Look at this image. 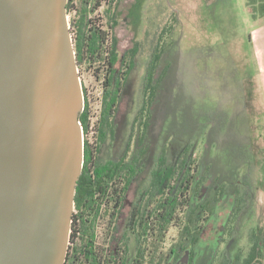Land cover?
Here are the masks:
<instances>
[{
  "label": "rangeland",
  "instance_id": "obj_1",
  "mask_svg": "<svg viewBox=\"0 0 264 264\" xmlns=\"http://www.w3.org/2000/svg\"><path fill=\"white\" fill-rule=\"evenodd\" d=\"M101 1L102 5L91 17L109 29L108 3ZM247 1L118 0L112 3L111 12L116 13L118 21L113 34L120 54L139 41L145 42V49L128 75L115 118V138L107 139L97 155L96 162L102 168L117 161L127 146L141 99L149 43L162 28L164 49L158 65L157 78L162 79L156 97L137 122L131 139L130 148L134 149L146 120L148 152L141 171L125 194L116 220L110 221L111 208L103 210L97 225L96 244L100 253L106 254L118 246L126 249L129 257L134 256L135 239L127 232V224L164 149L172 161L185 147L193 149L201 193L208 194L217 184H226L216 213L205 223L196 264L209 263L219 226L232 207L238 185L249 183L254 197L253 212L240 230L238 245L247 250L249 229L259 224L264 226V95L255 89L260 82L259 64ZM74 16V12L68 14L69 23ZM175 16L179 25L171 34ZM97 66L88 61L79 66L92 126L101 110L105 72H99L101 67ZM93 133L91 130L88 134L91 142L95 140ZM178 231L176 225L169 228L162 250L170 248ZM235 240L227 235L220 250L229 242L235 245Z\"/></svg>",
  "mask_w": 264,
  "mask_h": 264
},
{
  "label": "trees",
  "instance_id": "obj_2",
  "mask_svg": "<svg viewBox=\"0 0 264 264\" xmlns=\"http://www.w3.org/2000/svg\"><path fill=\"white\" fill-rule=\"evenodd\" d=\"M117 1L107 0L109 29H104L91 17L102 5L101 0H68L67 4L68 14L75 13L70 27L78 66L88 61L92 65L98 64L97 68L101 67L99 72H105L98 119L92 126L86 97L84 110L79 117L84 133V164L76 187L66 264H171L182 258L187 250H190L188 264H196L197 248L204 234L205 223L216 213L225 194L226 184H217L208 194L201 193L196 175L198 164L190 146L185 147L175 161L168 158L165 149L159 155L148 186L142 192L127 224V232L135 239L134 256L129 257L127 250L120 247L102 254L96 244L97 225L104 208H111L112 223L118 217L126 192L142 169L143 159L148 152L146 120L134 149L130 148L131 139L137 122L155 99L158 83L162 79L157 78V74L164 49L163 28L149 43L150 52L141 99L127 146L117 161L102 168L96 162L97 155L107 139L115 138V118L128 75L136 66V58L145 49V42L139 41L120 54L117 37L113 34L118 21L116 13L111 12L112 3ZM247 5L253 18L264 14V0H248ZM178 25L179 19L175 16L169 30L171 34ZM91 130L94 132V142L88 139ZM253 198L249 183L238 185L232 207L219 226L217 242L208 264H264L263 225L249 229L247 250L237 243L242 226L252 215ZM172 225L178 227V237L164 251L162 244ZM227 235L236 238L235 245L229 242L220 250ZM120 251L124 254L121 255Z\"/></svg>",
  "mask_w": 264,
  "mask_h": 264
},
{
  "label": "water",
  "instance_id": "obj_3",
  "mask_svg": "<svg viewBox=\"0 0 264 264\" xmlns=\"http://www.w3.org/2000/svg\"><path fill=\"white\" fill-rule=\"evenodd\" d=\"M68 0H0V264H66L85 99Z\"/></svg>",
  "mask_w": 264,
  "mask_h": 264
},
{
  "label": "crops",
  "instance_id": "obj_4",
  "mask_svg": "<svg viewBox=\"0 0 264 264\" xmlns=\"http://www.w3.org/2000/svg\"><path fill=\"white\" fill-rule=\"evenodd\" d=\"M252 21H253L252 22L253 42H255L256 44L254 46L255 55H256L257 63L259 64L258 79L260 80L259 84L255 86V89H258L259 93L264 95V14L252 18Z\"/></svg>",
  "mask_w": 264,
  "mask_h": 264
},
{
  "label": "flooded vegetation",
  "instance_id": "obj_5",
  "mask_svg": "<svg viewBox=\"0 0 264 264\" xmlns=\"http://www.w3.org/2000/svg\"><path fill=\"white\" fill-rule=\"evenodd\" d=\"M118 247V246H117ZM115 249V248H114ZM184 256H182V258H180L178 261H176L175 263H171V264H188L189 263V257H190V250H187L186 252L183 253ZM186 255H188L187 257V261H185V257ZM145 264H148V262H146Z\"/></svg>",
  "mask_w": 264,
  "mask_h": 264
}]
</instances>
